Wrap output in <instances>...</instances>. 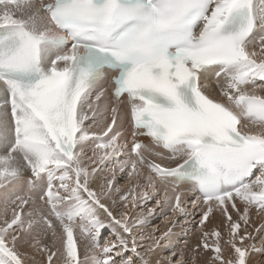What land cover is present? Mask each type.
<instances>
[{
    "label": "snow or ice",
    "instance_id": "snow-or-ice-1",
    "mask_svg": "<svg viewBox=\"0 0 264 264\" xmlns=\"http://www.w3.org/2000/svg\"><path fill=\"white\" fill-rule=\"evenodd\" d=\"M261 92L264 0H0V264H264Z\"/></svg>",
    "mask_w": 264,
    "mask_h": 264
},
{
    "label": "rangeland",
    "instance_id": "rangeland-1",
    "mask_svg": "<svg viewBox=\"0 0 264 264\" xmlns=\"http://www.w3.org/2000/svg\"><path fill=\"white\" fill-rule=\"evenodd\" d=\"M101 119H103V118L101 117ZM188 208H189V211L191 212V210H192L191 206H188ZM202 210L203 209L196 210L195 214H194V217L193 216H189L187 220H185L184 218H180V223L177 224L174 227L173 230L177 229V232L181 231L179 233L180 235L178 234V239L180 241V244H179V247L176 249L177 252L180 250L181 247H184V243H183L184 241L188 242V248H191L192 246H194L196 244L197 239H198V235H199V230L197 228V225L199 223V219H200V215H201ZM252 213L254 214L255 211L253 210ZM137 214H139V213H137ZM214 215H215V213H214ZM214 215H213V217L215 218ZM233 215L235 216L234 213H233ZM171 219H172V213H169V211L168 212L167 211L161 212L159 209H157V214L152 219V221L149 224L148 228L145 230V235L151 233L153 231V229H159V232H157V235H159L160 232L166 231L167 230V224L170 223ZM222 219L223 218L221 216H219L218 218H215L216 222L213 223V222L210 221V220H212V217H210V220L208 222V227L211 228L213 225H222ZM165 220L167 222H165ZM171 226L172 225L170 224L169 227H171ZM221 230H222V227H221ZM249 231H254V229L250 227ZM261 235H264V233H261ZM256 243L259 244V238H257ZM185 251L188 252L187 249H185ZM158 252H163V251L160 250V251H157V253ZM162 254L163 255H168L167 252H163ZM186 255L188 256V253ZM191 255L192 254L190 253L189 257ZM209 256H210V253L205 252L201 256L197 257V258H199L197 260L198 261L200 259L208 260ZM262 258H264V257L260 256V259H262ZM37 259H39V257H37ZM30 263H31V261H30Z\"/></svg>",
    "mask_w": 264,
    "mask_h": 264
},
{
    "label": "bare ground",
    "instance_id": "bare-ground-1",
    "mask_svg": "<svg viewBox=\"0 0 264 264\" xmlns=\"http://www.w3.org/2000/svg\"><path fill=\"white\" fill-rule=\"evenodd\" d=\"M260 94H262V95H264V92H261ZM102 118H104V117H102ZM190 187V185H181V188H180V190L181 191H184V190H186V189H188ZM194 198V197H193ZM188 206H191V204L189 203V205ZM165 211H169V213H172L171 212V210H165ZM164 211V212H165ZM192 211V210H191ZM213 215L214 214H212V220H210L211 222H213V223H215L216 222V220H215V218H218L219 216H220V214L218 213V212H215V218L213 217ZM219 215V216H218ZM165 222H167L166 220H165ZM251 228H253V229H255V228H257V227H259L261 224H264V214H261V215H256L255 213L253 214L252 213V216H251ZM171 223H169V224H167V229L169 228V225H170ZM212 224V223H211ZM182 228V227H181ZM174 231V236H173V240H177L178 239V234L181 232V231H178L177 232V229L176 230H173ZM180 235V234H179ZM166 242V241H165ZM258 246H259V244H257ZM162 251V250H161ZM163 252H158V253H156V255L153 257V260L155 261L157 258H159L161 255H163L162 254ZM188 253V256H189V254H190V252H186V254ZM197 259H199V258H197ZM260 259V256H253V260L255 261V260H259ZM206 259H200L199 261L197 260V264L199 263V264H205L206 263ZM29 264H31L30 262H29Z\"/></svg>",
    "mask_w": 264,
    "mask_h": 264
}]
</instances>
